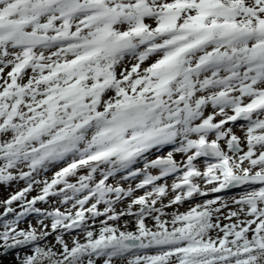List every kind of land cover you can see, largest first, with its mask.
I'll return each instance as SVG.
<instances>
[{"label":"snow or ice","instance_id":"6c2138e0","mask_svg":"<svg viewBox=\"0 0 264 264\" xmlns=\"http://www.w3.org/2000/svg\"><path fill=\"white\" fill-rule=\"evenodd\" d=\"M0 187L9 264H264V0H0Z\"/></svg>","mask_w":264,"mask_h":264},{"label":"rangeland","instance_id":"374dc122","mask_svg":"<svg viewBox=\"0 0 264 264\" xmlns=\"http://www.w3.org/2000/svg\"><path fill=\"white\" fill-rule=\"evenodd\" d=\"M6 194H7V192H5L2 187H0V198H2ZM0 210H2V209H0ZM181 210H183V209H181ZM29 219H31V217ZM22 226H26V225H22ZM0 259L3 260V264H9V262L13 260V257L11 255H9V256H4Z\"/></svg>","mask_w":264,"mask_h":264}]
</instances>
